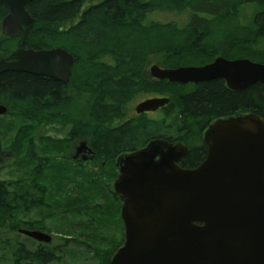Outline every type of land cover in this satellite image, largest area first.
Returning a JSON list of instances; mask_svg holds the SVG:
<instances>
[{
    "label": "trees",
    "instance_id": "1",
    "mask_svg": "<svg viewBox=\"0 0 264 264\" xmlns=\"http://www.w3.org/2000/svg\"><path fill=\"white\" fill-rule=\"evenodd\" d=\"M2 11L0 7V15ZM28 12L35 23L19 41L0 33V57H12L18 45L30 49L60 46L75 57L72 75L66 85L26 73H3L0 102L11 110L14 102L28 103L29 109L42 102L60 103V108L67 110L60 111V124L71 126L60 147L64 159L67 144L90 137L98 155L109 161L150 140L164 139L185 144L189 152L180 165L194 169L206 157L203 135L214 120L239 114L264 119V84L233 92L223 80L181 85L152 80L145 74L152 57L165 69L202 67L217 57L264 64V0H36ZM149 96L170 102L153 117L131 116L132 105ZM8 113L33 124L42 121V115L33 110ZM34 133L17 131L10 141L11 131L0 128V171L10 164L8 153L17 162L14 166H23L25 155L29 163L36 164L38 139ZM47 142L49 138L44 139L41 150L49 148ZM48 162L33 165L29 180L23 175L0 181V264L61 263L58 254L66 252L70 242L80 245L78 240L61 238L62 246L42 247L23 240L20 233L38 227L37 222L28 220L31 214L41 220L59 210L71 215L76 228L90 229L92 233L85 236H103L106 250L96 253L108 264L125 238L121 232L104 236L92 214L105 217L104 227L113 224V214L120 215L119 199L104 192L101 180L92 174L82 173L85 181L72 180L63 175L70 169L57 165L51 168L58 171L52 178L65 180L60 182L62 189L68 182L73 184L82 199L71 202L67 200L71 195H66L61 202L49 205L44 184L51 170ZM111 165L107 189L116 179Z\"/></svg>",
    "mask_w": 264,
    "mask_h": 264
},
{
    "label": "water",
    "instance_id": "2",
    "mask_svg": "<svg viewBox=\"0 0 264 264\" xmlns=\"http://www.w3.org/2000/svg\"><path fill=\"white\" fill-rule=\"evenodd\" d=\"M31 1L0 0L9 12L2 24L5 37L20 36L34 22L25 9ZM73 63L63 49H19L14 61L0 59V74L46 76L66 84ZM150 75L181 85L223 80L229 90L242 92L264 84V64L217 57L202 67L154 65ZM169 102L148 99L136 112H156ZM6 113L0 106V116ZM203 141L207 155L194 169L179 165L186 145L164 139L118 158L113 192L122 202L125 242L110 264H264V119L219 118ZM20 233L51 242L42 232Z\"/></svg>",
    "mask_w": 264,
    "mask_h": 264
},
{
    "label": "rangeland",
    "instance_id": "3",
    "mask_svg": "<svg viewBox=\"0 0 264 264\" xmlns=\"http://www.w3.org/2000/svg\"><path fill=\"white\" fill-rule=\"evenodd\" d=\"M154 65L158 66L157 60L155 57L150 58V60L148 61L147 65H146V71L148 74H150V68ZM149 71V72H148ZM139 101H137L133 106L132 111H134L137 103ZM7 117H0V120L5 121L3 123L0 122V128L3 130H8L9 132L11 131L12 136L10 137V141L13 140V137L16 135L17 131L19 128H21V126L25 125V124H29V122L23 120L21 117H16V116H12V115H6ZM3 118V119H2ZM9 123V126H7V124ZM31 123V122H30ZM53 127H55V130L51 131L50 133L46 134L45 136L48 135V137L51 139V142H47L49 148H59V145L61 144V140H63L64 138H66V133L67 131L65 130H61L62 128H60L61 126L54 124ZM69 129V128H68ZM46 130V129H45ZM48 131V130H46ZM66 134V135H65ZM10 135V133H9ZM65 135V136H64ZM40 141V143H39ZM89 141V140H87ZM44 142V138L43 136L38 139L36 141V145H37V153H36V157H43L45 158V160L49 159V170L52 167H56L58 164L59 165H63L66 168H69L70 171L68 172H64L63 175L65 176H69L72 180L77 178V180H82L85 181V179L83 178L84 176H82L78 172L77 167H75V163L73 160H71L70 158L68 159H64L62 158L61 154H58L55 151L49 150L48 148L46 150H41L42 149V143ZM81 144H80V143ZM78 145L81 147L82 144H85L84 142L86 141H79ZM60 149V148H59ZM41 151H44V153L42 154ZM54 157V158H53ZM56 160V161H55ZM10 164H7L6 167L8 168H4L0 171V181H12L14 179H17L18 177H21L23 175H25V173L27 172L28 169H32L33 165L36 164H31L29 162H25V164H23V166L21 167H17L14 166L16 165V160H10L9 161ZM10 165V166H9ZM84 166V171H89V169H91V165L86 163V165ZM5 167V166H3ZM59 170V169H58ZM30 172V171H29ZM28 172V173H29ZM32 172V171H31ZM61 172V170H60ZM100 171L96 170L95 171V179H99L98 177V173ZM27 174V173H26ZM48 177L47 179L44 181V184L47 186L48 188V195H47V201L49 203H54L56 201L61 202L60 200H57L56 198H59L62 200V197L66 196V195H71V197L67 200H71V202H75L78 200L82 199V196L79 195V192L77 191L78 189H76L73 184H71L70 182H68V186L67 188H61V181H65V180H55L52 177L53 176H57L58 175V171H53V169H51L48 172ZM101 180V185H104L106 180L103 179L102 177H100ZM59 182V183H58ZM76 191V192H75ZM75 192V193H74ZM65 201V200H64ZM98 203L101 202V198L99 197L97 200ZM97 204V203H96ZM89 209H93V207L91 206ZM54 213H52L49 216L43 217V219H39V217L36 216L35 213L31 214L29 216L30 221L33 222H37L38 223V228H40L41 230H45L46 233H49L53 239V245L54 246H62V242L60 241V239H70L72 241L78 240L80 245L77 244H72L71 242L68 244V250H66V252L64 251V253H60L58 254L60 256V258L62 259V262L59 264H105L104 261V257L103 259L100 257V254L97 255V251L101 252L103 250H106L105 247V243L101 242V239L103 236L100 237H91V236H85V234H91L92 232L90 229L89 230H82L80 228H76L75 226H73L72 224V217L71 215H65L64 212L59 211H53ZM115 215V220L113 221V224H108L107 226L104 227L105 222L103 221L105 217L99 215H95V213L92 214V216L95 218L96 223L99 224V226L97 225V229L98 231L104 233V236L109 237L110 234L113 233H120L121 229H122V223L121 220H119V216L117 214H113ZM97 231V232H98ZM23 240H26V238H24ZM84 243H86L87 245H85ZM71 250H75L76 253L73 254L71 253ZM99 257V259H98Z\"/></svg>",
    "mask_w": 264,
    "mask_h": 264
},
{
    "label": "flooded vegetation",
    "instance_id": "4",
    "mask_svg": "<svg viewBox=\"0 0 264 264\" xmlns=\"http://www.w3.org/2000/svg\"><path fill=\"white\" fill-rule=\"evenodd\" d=\"M34 1H36V0H32L31 2H29L28 4H26V6H25V9H26V11L28 12V10H29V6H30V4L31 3H33ZM0 7L2 8V13H1V15H0V19H1V22H0V33H1V35H3L2 34V24H3V20L8 16V14H9V12H8V10L6 9V7L3 5V4H1L0 5ZM29 13V12H28ZM29 15H30V13H29ZM31 16V15H30ZM31 18L34 20V18L31 16ZM35 23V21L33 22V23H31V24H28V25H25L24 26V31H23V33L20 35V36H18V37H14V38H12V37H5L4 35V37L5 38H8V39H12V40H14V41H19V39H21L22 38V36H23V34H24V32H25V30H26V28L28 27V26H30V25H33ZM19 49H25V50H28V49H30V48H27V47H24V46H16V48L14 49V54H12V57H8V58H2V57H0V59L1 60H7V61H14L15 60V58H16V53H17V51L19 50ZM56 49H63V50H65V51H67L71 56H73L68 50H66V49H64V48H62V47H60V46H55V45H53V46H44V47H41V48H39V49H32V50H35V51H38V52H45V51H51V50H56ZM73 58H74V63H75V57L73 56ZM74 63H73V66H74ZM73 66H72V68H71V75H72V69H73ZM149 72V71H148ZM3 74V73H2ZM145 74H147V71H145ZM1 75V74H0ZM71 75H70V78H71ZM38 77H41V78H44V79H47V80H51V81H55V82H60V81H57V80H54V79H52V78H48V77H46V76H38ZM149 77H151L152 78V80L154 79L151 75L149 76ZM70 78H69V81H70ZM69 81L66 83V85L69 83ZM60 83H62V82H60ZM63 84H65V83H63ZM226 84V83H225ZM152 98H158V97H155V96H153V97H148V98H146L145 97V99L144 100H142V101H139L138 103H137V105H136V107L139 105V104H141V103H143V102H145L146 100H148V99H152ZM163 98V97H162ZM13 105L11 106V108H12V110L10 109V107H8L7 105H5V104H3V103H1L0 102V106H3V107H5L6 109H7V113H6V115H10V113H8V111H19V110H21V111H23V110H27V111H31V110H33V111H37L40 115H42V121H40L41 123L40 124H33V122L32 123H30L29 122V124L27 123V124H25V125H23V126H21V128H19L18 129V131H21V132H24V131H26V130H32V131H34L35 133H34V135L35 136H37L36 138L37 139H40L42 136H43V138L45 139V138H49L48 137V135L47 136H45L46 134H48V133H50L51 131H53V130H55V127H53V125L54 124H57V125H59V126H61L60 128H62L61 130L63 131V130H65V131H68L70 128H71V126H68V125H61L60 124V111H67V110H63L62 108H60V103H56V102H42V103H39L38 104V106L37 107H35V108H31V109H29L28 108V103H23V102H21V103H19V102H14V103H12ZM19 106H21V107H19ZM136 107H135V109H134V111H132V109H133V106L131 107V109L129 110L130 111V115L131 116H135V117H139V116H145V117H153L157 112H159L161 109H163V108H161V109H159V110H157L156 112H147V113H143V114H138L137 112H136ZM0 117H2V116H0ZM221 118V117H220ZM224 118H228V117H224ZM217 119H219V118H217ZM216 119V120H217ZM25 121H27V120H25ZM215 121V120H214ZM213 121V122H214ZM28 122V121H27ZM69 128V129H68ZM48 130V131H46V130ZM205 132V131H204ZM67 134V133H66ZM65 134V135H66ZM64 135V136H65ZM67 136V135H66ZM30 137V135H28L27 136V138H29ZM34 137V136H33ZM50 139V138H49ZM51 140V139H50ZM66 140V138H64L63 140H61V144L62 143H64V141ZM87 140H89V141H87ZM87 140H79V141H86V142H84L85 143V145H86V150L85 149H81V147L79 146L81 143L79 142V141H72V142H70L69 144H67V146L69 147V150L68 151H66L67 153H65L66 154V156H67V158L66 159H68V158H70L71 160H73L74 161V163H75V167H77V168H79V169H82V170H84L83 168H84V166L83 165H86V163H88V164H90L91 165V169H89V171H84V172H81L80 174H82V173H84V174H86V173H88V174H92L93 176H95V171L96 170H98V171H100L99 173H98V177H99V179H100V177H103V179H108V176H107V172H108V169H110L109 168V165L112 163V165L110 166L111 168H115L116 169V179L112 182V185H111V187L109 188L108 187V189H107V184H106V182H105V184H104V186H102V188H103V190H104V192H107V193H111V194H113V195H115L114 194V192H113V184H114V182L117 180V177H118V170H117V167H116V163H117V160H118V158L121 156V155H123V154H130V153H133V152H136V151H138V150H140V149H142V148H144L145 146H147L150 142H152V141H154V140H157V139H153V140H150V141H148L143 147H141L140 149H137V150H134V151H131V152H124V153H121L120 155H117V156H113L112 158H111V161H109V159H103L100 155H98V153L96 152V150L94 149V147L92 146V142H91V137H90V139H87ZM51 142V141H50ZM78 142L80 143L79 145H78ZM204 142V141H203ZM170 143V142H169ZM59 145V148L62 146V145ZM64 145V144H63ZM49 147V146H48ZM63 147V146H62ZM59 148H55V147H53V148H48L49 150H52V151H55V152H57L58 154H61V152H60V150L61 149H59ZM206 151H207V148H206ZM189 152V151H188ZM41 153L43 154L44 153V151H41ZM26 154V153H25ZM206 155H207V153H206ZM26 156V159H27V162H29L28 161V156L27 155H25ZM7 158L9 159V160H13L14 158H13V155L10 153H8L7 154ZM54 158V157H53ZM206 158V157H205ZM44 160H45V158H43V157H36V164H40V163H43L44 162ZM205 160V159H204ZM46 161V160H45ZM181 161H182V159H181ZM181 161L179 162V165L181 164ZM5 163V162H4ZM41 165V164H40ZM59 165V164H58ZM34 166H36V165H34ZM181 166V165H180ZM193 169V168H192ZM78 170V169H77ZM30 171V172H29ZM29 172V173H28ZM27 173V174H26ZM25 173V177H26V180L29 178V176H30V174H31V170L30 169H28L27 170V172ZM88 177H90V176H88ZM106 177V178H105ZM29 180V179H28ZM109 193V194H110ZM116 196V195H115ZM117 197V196H116ZM118 198V197H117ZM57 200H61V199H59V198H56ZM119 199V198H118ZM119 201H120V199H119ZM56 202H58V201H56ZM55 203V202H54ZM48 204L49 205H53V203H49L48 202ZM121 209H122V202L120 201V215H119V218H120V220H121V223H122V229H121V233L123 234V236H124V238H125V229H124V223H123V220H122V218H121ZM65 215H67V214H65ZM29 218V217H28ZM29 229H23V230H25V231H28V232H42V233H44V234H48L50 237H51V242H48V243H46V242H39V241H36V240H34L33 238H31V237H29V236H27V235H24V234H22L23 235V237H25L26 238V240H28V241H34L35 243H36V245L37 246H42V247H44V245H52L53 244V242H54V239H53V237L49 234V233H46L45 232V230L43 229V230H41L40 228H38V227H28ZM117 235H118V233H117ZM124 242H125V239H124ZM123 245H124V243H123ZM122 245V246H123ZM54 248H56L55 246H54ZM51 249V248H50ZM114 256V255H113ZM113 258V257H112ZM112 258H111V260H112ZM111 260H110V262H111ZM110 262L108 263V264H110Z\"/></svg>",
    "mask_w": 264,
    "mask_h": 264
}]
</instances>
